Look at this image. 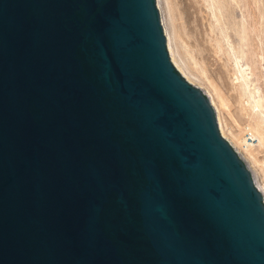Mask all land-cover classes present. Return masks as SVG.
Listing matches in <instances>:
<instances>
[{
    "label": "water",
    "instance_id": "water-1",
    "mask_svg": "<svg viewBox=\"0 0 264 264\" xmlns=\"http://www.w3.org/2000/svg\"><path fill=\"white\" fill-rule=\"evenodd\" d=\"M0 264H264V194L157 0H0Z\"/></svg>",
    "mask_w": 264,
    "mask_h": 264
},
{
    "label": "bare ground",
    "instance_id": "bare-ground-1",
    "mask_svg": "<svg viewBox=\"0 0 264 264\" xmlns=\"http://www.w3.org/2000/svg\"><path fill=\"white\" fill-rule=\"evenodd\" d=\"M242 1L243 0H159V5L162 9V19H164V27H166L168 36V45L174 63L189 80H195L196 78L194 77L196 76L201 80H205V82L207 81L212 100L219 113L223 134L231 139L234 146L238 148V151L241 152L244 159L249 163L250 168L252 167V170H255L254 172L257 173L259 179V185L261 188H264V89L259 86V78L255 80L252 77L253 74L256 73L254 72L255 69L240 60L243 59V46L249 44V40L251 41L250 33H254L257 30L259 31V29H257V23H255L254 20H252L254 23L252 27H250L251 23L249 24L251 21L248 22V18H252V11L249 12L247 16L245 15L247 19L244 20L243 23L241 21L242 27H239V23L236 20L237 6H242L239 5ZM244 2L249 8L247 10L250 11V0H244ZM259 5H261V3L258 4L259 13L257 12V22L264 26V9L262 8L264 4L262 7ZM253 14L255 15V13ZM178 15H180L181 18L185 20V23L193 30L195 34L194 37L196 36L195 38H198L197 40L203 41L206 34H208L210 40H207V37V39H205L210 42L215 41L216 52H223L230 58V62H232L234 66V75L233 77L231 76L232 84L237 94L238 102L243 106L244 116L246 117V124L241 128L239 133L235 132L236 130L231 128V126H225L221 116L220 106L228 108V99L223 95L221 89L213 83L214 81L211 80L212 78L210 79L204 61L200 60L195 53L196 49L194 50L191 48L188 42L182 39L184 37L181 36L183 32L180 35V27L177 25ZM260 30L259 33H255L258 34L260 45L258 51L254 49V56L256 59L258 58V60L264 61V28ZM235 35L240 37V42L237 43ZM196 39L195 41H197ZM212 43L214 44V42ZM251 43H253V40ZM249 45H251L249 47L253 46L252 44ZM240 46L243 47V49H240ZM246 50L247 49H245V52ZM236 54H239V56ZM254 59L255 58H252L251 61ZM255 62L257 64L258 61L256 60ZM234 122L236 123L237 120ZM225 123L227 124V121H225ZM245 132L246 134L253 135L256 142H250L249 138L244 136Z\"/></svg>",
    "mask_w": 264,
    "mask_h": 264
},
{
    "label": "rangeland",
    "instance_id": "rangeland-1",
    "mask_svg": "<svg viewBox=\"0 0 264 264\" xmlns=\"http://www.w3.org/2000/svg\"><path fill=\"white\" fill-rule=\"evenodd\" d=\"M263 2H264L263 0H250V7H251L250 11L247 10L249 8H248L247 4L244 2V0L239 4V5H242V6H237L238 9H237L236 20L239 23V27H242L241 26L242 23L244 22V20L247 19L246 16L249 14V12L252 11L251 13L252 14L255 13V15L254 14L252 15L250 13L251 16H252V18H250V17L248 18V22L251 21V22H249V24L251 23L250 27L253 26L252 24H254V23H253L252 20H254V22L257 23V27H258L257 29H259V31L258 30L256 31L257 33H259L261 31L260 29L264 28L263 25H260L257 22L258 21L257 17H258V13H259L258 4L261 3V5H259V6L262 7L263 4H264ZM157 4H158V7H159V9L161 11V16H163L162 9H161V7L159 5V0H157ZM262 8L264 9V6ZM255 16H256V18H255ZM179 17H180V19H179ZM241 21H242V23H241ZM162 22L164 23V19H162ZM180 23H181V25H180ZM163 25L165 26V23ZM177 25H178V27H180L179 28L180 35L183 32L181 36H184V37L182 39L186 40V42H188V44H189V46H191V48H193L194 50L196 49L195 53L197 54V56H198V58L200 60L204 61V65L206 66V68H207V70L209 72L210 79L212 78L211 80L214 81L213 83L216 84V86H218L221 89V92L223 93V95L228 99V102H229L228 108L220 106L221 116L223 118L225 126L229 125V126H231V128L236 130L235 132L239 133L241 131V128L246 124V121H245L246 117L244 116L243 106L238 102L237 94H236V92L234 90V87H233V84H232V77L234 75V66H233L232 62H230L231 61L230 58L223 52L222 53L216 52L217 49H216V46H215V44H216L215 41H211V42L207 41V40H210V38L208 37V34H206V37L208 39L206 37H204V39L205 38L207 39V40L205 39V42H204V39H203V41L202 40L201 41L197 40L198 38L196 39L195 38L196 36L194 37L195 34H194L193 30L185 23V20L182 19L180 15L177 16ZM207 26H208V24H207ZM185 27H187V28H185ZM164 28H165V33H166V36H167L166 27H164ZM181 30H183V31H181ZM256 32H254V33L251 32L252 34L250 33L251 41L249 40L248 43L252 44L253 45L252 47H249V46H251L249 44L244 45L243 46L244 49H243V47L240 46L241 47L240 49L244 50L243 59H240V60L242 62L252 66L255 69L254 72H256V73H254L252 77L255 80H257V78H259V81H260V82L258 81L259 82V86L264 89V79H263V75H264V70H263L264 69V61H260V60H258V58L256 59V57L254 56V52H255L254 49L256 51H258L259 50V45H260L258 34H255ZM188 35H190V36H188ZM193 37L197 41H195V39ZM237 37H238V35L237 36L235 35L236 41L238 43V42H240V37H238V38ZM252 40H253V43H251ZM212 42H214V44ZM167 43H168V36H167ZM213 46H215V47H213ZM168 48H169V45H168ZM245 49L248 50V53H247V50L245 52ZM169 51H170V49H169ZM246 53H247V55H246ZM170 54H171V51H170ZM248 54L251 55V58H250V55H248ZM236 55L239 56V54H236ZM171 57H172V55H171ZM252 58H255L253 60L254 62L256 60L258 61L257 64H256V62L254 63L253 61H251ZM172 60H173V58H172ZM194 78H196V79L193 80L194 82L193 81L192 82L206 92V94L209 96V98L211 100V103L215 107L216 113H217V119H218L219 127H220V130H221V133L223 134L222 129H221L220 119H219V113H218L216 105L214 104V102L212 100V95H211V93L209 91V84L207 83V81L205 82V80H203V79L201 80L200 78H198L196 76ZM236 120H237V122L235 123L234 121H236ZM225 121H227V124L225 123ZM224 136L227 139H229V141L234 145V143L231 141V139L229 137H227L226 135H224ZM244 136L245 137L246 136L249 137V134H246V132H245ZM235 148L238 151V148L236 146H235ZM238 152H240V151H238ZM263 153H264V150H263ZM247 164L249 165L248 162H247ZM251 170H252V167H251ZM252 171H253L254 175L257 176V173L254 172L255 170L253 169Z\"/></svg>",
    "mask_w": 264,
    "mask_h": 264
},
{
    "label": "built area",
    "instance_id": "built-area-1",
    "mask_svg": "<svg viewBox=\"0 0 264 264\" xmlns=\"http://www.w3.org/2000/svg\"><path fill=\"white\" fill-rule=\"evenodd\" d=\"M249 140L250 141H252V142H256V139H255V137L253 136V135H251V134H249ZM253 172V171H252ZM253 176H254V178H255V182H256V185L259 187V189L262 191V193L264 194V188H261L260 187V183H259V179H258V177L256 176V175H254V173H253Z\"/></svg>",
    "mask_w": 264,
    "mask_h": 264
}]
</instances>
